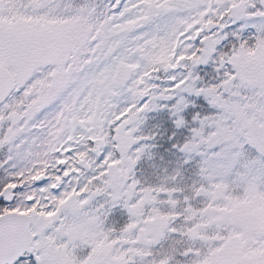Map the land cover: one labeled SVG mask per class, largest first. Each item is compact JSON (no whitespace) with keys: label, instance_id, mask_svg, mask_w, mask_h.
Instances as JSON below:
<instances>
[{"label":"snow or ice","instance_id":"6c2138e0","mask_svg":"<svg viewBox=\"0 0 264 264\" xmlns=\"http://www.w3.org/2000/svg\"><path fill=\"white\" fill-rule=\"evenodd\" d=\"M0 264H264V0H0Z\"/></svg>","mask_w":264,"mask_h":264}]
</instances>
